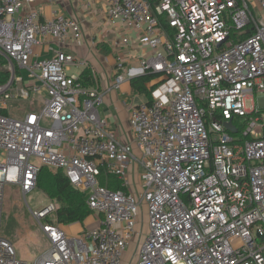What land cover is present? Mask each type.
<instances>
[{"label":"built area","instance_id":"1","mask_svg":"<svg viewBox=\"0 0 264 264\" xmlns=\"http://www.w3.org/2000/svg\"><path fill=\"white\" fill-rule=\"evenodd\" d=\"M37 1L51 0H0V264H28L1 233L7 186L48 243L30 264H264V0H104L122 30L110 42L118 55L108 90L64 51L82 44L80 25L42 19ZM50 43L58 48L40 58L35 49ZM72 68L88 71V84ZM145 73L156 75L150 98L127 106L132 140L123 142L100 108ZM32 96L39 112L29 104L9 116L11 101ZM138 165L140 198L129 181ZM42 166L86 194L96 228L68 236L55 202L29 207ZM101 170L117 190L99 185Z\"/></svg>","mask_w":264,"mask_h":264},{"label":"crops","instance_id":"2","mask_svg":"<svg viewBox=\"0 0 264 264\" xmlns=\"http://www.w3.org/2000/svg\"><path fill=\"white\" fill-rule=\"evenodd\" d=\"M40 12L42 19H49L54 15H61L64 17L74 19L79 25L82 32L81 45H69L64 51L72 55L76 59L86 60L98 72V79L101 90H108L111 86V78L113 69L116 65L112 56L118 55L115 53L110 42L122 35L120 26L113 25L107 20L106 4L104 0H51L43 3L37 1L33 6ZM25 7V10H28ZM56 50L58 46L50 43L46 47L35 49V52L40 55V58H50L52 52L50 49ZM77 73L82 72L81 68L77 69ZM128 93L133 97L129 82L124 83L118 90H110L104 98V103L101 109V114L109 123L110 129L118 132L123 142H130L132 136L128 126V105L119 100V95ZM116 137V134H115ZM88 217L89 220L87 228L82 230H92L98 226L99 216ZM82 224L78 226H61L62 230L68 236L74 234L75 231L81 229ZM82 231V232H83Z\"/></svg>","mask_w":264,"mask_h":264},{"label":"rangeland","instance_id":"3","mask_svg":"<svg viewBox=\"0 0 264 264\" xmlns=\"http://www.w3.org/2000/svg\"><path fill=\"white\" fill-rule=\"evenodd\" d=\"M261 10L257 9V16L259 17L261 14ZM138 50L134 49L130 52V58L135 59L138 56ZM114 62L116 61V57L112 56ZM132 60V61H133ZM128 67H137L136 63H132ZM78 68H72L71 73H77ZM262 95L257 94L256 98L262 97ZM133 97L128 93H122L119 95V100L121 102H125L127 105H130ZM146 101V97L144 96H135L134 104ZM41 99L38 96H32L28 102H19V101H11L8 105V114L13 117L22 118L25 113L29 110V104L37 105L39 107L35 108L36 112L40 111L41 107ZM104 107V106H102ZM100 108V111L102 109ZM250 102L246 101V109H249ZM44 125H48L49 123L44 122ZM116 137L119 136L118 132H115ZM2 158L0 157V162ZM138 174H141V167L138 165V168L135 166L131 169L129 174V181L133 192L136 194L138 198L142 193L141 186L139 185ZM101 180V178H99ZM27 203L32 210H35L39 207V202H45V199H48L43 195V193L39 191H34L27 195L26 197ZM144 212V222L146 224L147 220V208L146 203H144L143 207ZM94 216L92 213L88 216ZM87 217V218H88ZM86 218V219H87ZM84 220L82 223L75 222L68 225L61 226H78V224H82L83 227L81 229L74 232L69 236H78L82 233V229L87 228L89 220ZM138 231H140V226H138ZM1 233L3 238L7 239L10 243L13 244L15 248L16 258L26 263L30 264L34 260H36L48 247V243L46 239L43 237L42 233L39 230V227L31 218L30 212L25 205L23 196L19 189L14 186H7L3 193V203H2V225H1ZM134 249V247H132ZM131 251H133L131 249Z\"/></svg>","mask_w":264,"mask_h":264},{"label":"trees","instance_id":"4","mask_svg":"<svg viewBox=\"0 0 264 264\" xmlns=\"http://www.w3.org/2000/svg\"><path fill=\"white\" fill-rule=\"evenodd\" d=\"M149 1L151 4H155L158 0ZM88 74L89 72L85 70L80 75L85 84H88ZM0 78L2 80L5 79L1 75ZM155 78L156 75L152 73H145L133 78L130 81L132 91L136 92L139 96L145 95L146 100L149 99L150 91L147 85ZM97 179L99 185L102 187H106L112 191L119 188V182L116 177L106 174L103 170H101ZM36 190L43 193L48 200L58 205L55 218L59 225H68L75 222L82 223L91 214L86 206V194L74 189L61 170L52 171L48 167L42 166L37 176Z\"/></svg>","mask_w":264,"mask_h":264},{"label":"water","instance_id":"5","mask_svg":"<svg viewBox=\"0 0 264 264\" xmlns=\"http://www.w3.org/2000/svg\"><path fill=\"white\" fill-rule=\"evenodd\" d=\"M226 127L230 130V126H229V124H226Z\"/></svg>","mask_w":264,"mask_h":264}]
</instances>
